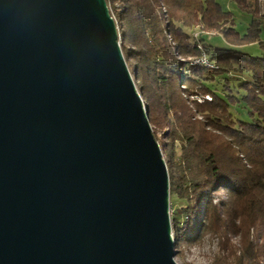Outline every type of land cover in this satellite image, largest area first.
<instances>
[{
	"label": "water",
	"instance_id": "obj_1",
	"mask_svg": "<svg viewBox=\"0 0 264 264\" xmlns=\"http://www.w3.org/2000/svg\"><path fill=\"white\" fill-rule=\"evenodd\" d=\"M165 159L106 0H0V264H177Z\"/></svg>",
	"mask_w": 264,
	"mask_h": 264
},
{
	"label": "trees",
	"instance_id": "obj_2",
	"mask_svg": "<svg viewBox=\"0 0 264 264\" xmlns=\"http://www.w3.org/2000/svg\"><path fill=\"white\" fill-rule=\"evenodd\" d=\"M106 1L170 193L186 201L184 222L171 218L175 255L212 236L209 264H264V0H231L251 15L243 35L216 0ZM217 34L234 47L257 43L262 57L206 43ZM202 56L215 67L193 63ZM232 76L242 80L230 85Z\"/></svg>",
	"mask_w": 264,
	"mask_h": 264
},
{
	"label": "rangeland",
	"instance_id": "obj_3",
	"mask_svg": "<svg viewBox=\"0 0 264 264\" xmlns=\"http://www.w3.org/2000/svg\"><path fill=\"white\" fill-rule=\"evenodd\" d=\"M216 1L218 2V4L221 6L223 10L229 11L232 13L233 19H234V27L241 35H243L246 32L247 26L251 20V15L249 13L241 11L237 7V5L231 0H216ZM263 2L264 1H262V4ZM248 4L252 6V0H250ZM108 8H109L111 15L113 16V13H112V10L109 4H108ZM262 12H264L263 7H262ZM205 39H206V43L210 44L214 48L236 49L251 57H262V50L260 49L257 43L234 47V46L227 44L224 41V39L221 37V35H218V34L213 35V36H206ZM260 40L264 41V16L261 18V21H260ZM239 80H242V79L232 76L230 77L229 84L230 85L235 84ZM222 84H223L222 79L215 82V86H217V89H221ZM237 116L244 117V112L242 111L241 108L237 109ZM219 197L220 198L224 197L223 191L217 192V196L215 200H217V198ZM185 203L186 201L184 199L178 198L175 194L170 193L169 194L170 218H176L179 220L180 223L184 222L185 217L181 212H179V210L185 205ZM216 249H217L216 240L212 236H206L201 244L183 246L181 249V253L174 256V260L177 264H209L212 255L216 252Z\"/></svg>",
	"mask_w": 264,
	"mask_h": 264
},
{
	"label": "bare ground",
	"instance_id": "obj_4",
	"mask_svg": "<svg viewBox=\"0 0 264 264\" xmlns=\"http://www.w3.org/2000/svg\"><path fill=\"white\" fill-rule=\"evenodd\" d=\"M193 63H195L196 65H204V66H207V67H211V69H212V67H215L207 59H201V58L195 59V60H193Z\"/></svg>",
	"mask_w": 264,
	"mask_h": 264
},
{
	"label": "built area",
	"instance_id": "obj_5",
	"mask_svg": "<svg viewBox=\"0 0 264 264\" xmlns=\"http://www.w3.org/2000/svg\"><path fill=\"white\" fill-rule=\"evenodd\" d=\"M196 35V34H195ZM201 59H207L206 56H202ZM208 60V59H207ZM206 98H209L208 96H206Z\"/></svg>",
	"mask_w": 264,
	"mask_h": 264
},
{
	"label": "crops",
	"instance_id": "obj_6",
	"mask_svg": "<svg viewBox=\"0 0 264 264\" xmlns=\"http://www.w3.org/2000/svg\"><path fill=\"white\" fill-rule=\"evenodd\" d=\"M262 7H263V9H264V2H263V4H262ZM263 14H264V12H262Z\"/></svg>",
	"mask_w": 264,
	"mask_h": 264
}]
</instances>
